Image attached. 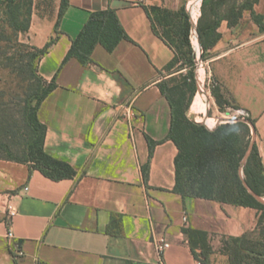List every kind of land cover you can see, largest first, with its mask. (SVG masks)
Listing matches in <instances>:
<instances>
[{
  "label": "crops",
  "instance_id": "0c3cea01",
  "mask_svg": "<svg viewBox=\"0 0 264 264\" xmlns=\"http://www.w3.org/2000/svg\"><path fill=\"white\" fill-rule=\"evenodd\" d=\"M189 1L68 0L60 17L61 0L32 1L29 43L42 48L56 36L37 60L41 78L55 82L37 110L45 125L44 148L69 163L75 175L52 180L26 163L0 157V264H158L154 237L169 243L164 264H201L184 232L188 227L206 232L210 264H229L225 239L255 228L257 211L251 207L174 191L178 148L167 139V95L172 97L170 90L188 67L179 58L166 69L177 50L148 9L185 8L188 14ZM198 4L195 29L208 67L205 108L192 109L200 91L196 82L186 115L198 123L220 120L218 125L243 119L238 110L246 111L264 173V0ZM106 9L115 11L128 38L113 51L97 44L86 65L75 57L64 62L89 15ZM188 19L191 45L189 14ZM147 137L156 142L151 156Z\"/></svg>",
  "mask_w": 264,
  "mask_h": 264
},
{
  "label": "trees",
  "instance_id": "16d2710c",
  "mask_svg": "<svg viewBox=\"0 0 264 264\" xmlns=\"http://www.w3.org/2000/svg\"><path fill=\"white\" fill-rule=\"evenodd\" d=\"M32 1L0 0V35H17L28 30ZM67 6L68 0H61L59 17ZM148 13L162 27L165 40L177 50V56L166 65V69L173 68L179 58L188 67L181 82L170 90L172 97L167 95L171 104V124L167 139H171L178 148L174 160V191L183 198H204L255 209V228L225 239L223 251L228 256L229 264H264V202L256 199L248 190L264 198V173L255 143L242 163L251 141L248 123L253 126V122L247 118L248 122H225L209 129L187 117L186 110L197 89L194 57L189 42L188 14L185 8L173 12L155 6L149 8ZM197 32L202 44L199 21ZM127 38L114 10L92 12L72 41L64 62L75 57L86 65L92 62L91 54L97 44L107 51H113L121 40ZM55 41L56 36L51 37L42 48L33 46V51L20 61L17 75L20 77L18 85L22 96H17L18 101L13 107L12 100L6 102L5 93L0 88V149L4 151L0 157L26 163L49 179L62 180L72 178L75 170L69 163L53 157L45 150V125L37 117L39 105L55 88L54 81L46 82L37 73V60ZM163 92L166 94L164 89ZM212 93L221 104V96L216 87L212 88ZM14 107L15 111L12 110ZM147 142L151 156L156 142L149 137ZM147 176L148 165H145V180ZM115 220L116 217L111 219L107 232H113L112 224ZM184 232L194 256L201 264H210L206 232L191 227L185 228Z\"/></svg>",
  "mask_w": 264,
  "mask_h": 264
},
{
  "label": "rangeland",
  "instance_id": "374dc122",
  "mask_svg": "<svg viewBox=\"0 0 264 264\" xmlns=\"http://www.w3.org/2000/svg\"><path fill=\"white\" fill-rule=\"evenodd\" d=\"M0 39H3L0 41V88L5 93L4 98L6 102L12 100L13 103L11 106L13 107L14 103L18 101L17 96H22L18 85L20 79L17 75L18 66L20 65V61L23 60L28 53L33 51V45L27 40L25 32H19L17 35L12 33L0 35ZM173 86H175V84ZM201 97L202 94L198 97L196 95L195 100L198 101ZM200 107L203 109L205 108L204 101H202ZM12 110L15 111L16 107ZM216 116H219V118H227L224 114ZM198 119L201 120L202 118ZM3 153L4 151L0 149V154Z\"/></svg>",
  "mask_w": 264,
  "mask_h": 264
},
{
  "label": "built area",
  "instance_id": "2783aa9c",
  "mask_svg": "<svg viewBox=\"0 0 264 264\" xmlns=\"http://www.w3.org/2000/svg\"><path fill=\"white\" fill-rule=\"evenodd\" d=\"M199 0H190L187 3L186 9L188 11L190 21L192 23V37H191V45H192V51H193V70H194V76L195 80L198 84L199 89L201 90V87L204 88L205 81L207 78V61L203 58V50L201 45L198 42L197 35H196V21L199 15ZM197 6V7H196ZM194 7H196V10H194ZM203 91V89L201 90ZM240 116L245 119L248 117V113L244 110H238ZM220 120H216L214 122L210 121L208 118H205L202 120V124H204L207 128L212 129L216 126V124ZM7 210L10 215L14 214L15 206L11 203L7 204ZM7 235L9 237L12 236L11 231H8ZM153 245L155 252L158 257V264H164L162 260L163 253L169 248V243L164 238H153Z\"/></svg>",
  "mask_w": 264,
  "mask_h": 264
},
{
  "label": "water",
  "instance_id": "95a60500",
  "mask_svg": "<svg viewBox=\"0 0 264 264\" xmlns=\"http://www.w3.org/2000/svg\"><path fill=\"white\" fill-rule=\"evenodd\" d=\"M238 120L248 122L246 119H234V121H238ZM248 124L250 125V123H248ZM252 135H253V134H252ZM253 143H254V142H253V138H251L250 145H249V147H248V149H247V151H246V153H245V155H244V157H243V159H242V163L245 161L246 157L249 155ZM240 174H241V176H242V166L240 167ZM248 190H249V192H250V193H251L256 199H258L259 201L264 202V198L258 196L257 194H255V193H254L253 191H251L250 189H248Z\"/></svg>",
  "mask_w": 264,
  "mask_h": 264
},
{
  "label": "bare ground",
  "instance_id": "6f19581e",
  "mask_svg": "<svg viewBox=\"0 0 264 264\" xmlns=\"http://www.w3.org/2000/svg\"><path fill=\"white\" fill-rule=\"evenodd\" d=\"M197 7V6H196ZM196 7H194V10H196ZM203 89V87H201V90ZM199 91V92H197V97L199 96V95H201L202 94V97L198 100V101H196L195 100V98H194V102H193V105H192V109L195 111V110H197L199 107H200V105H201V101L204 99V97H205V94L203 93V91ZM196 95H195V97H196Z\"/></svg>",
  "mask_w": 264,
  "mask_h": 264
}]
</instances>
